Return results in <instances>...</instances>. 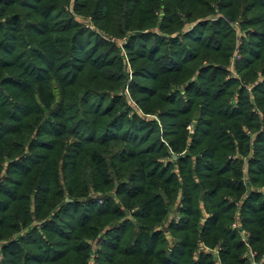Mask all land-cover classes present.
<instances>
[{
    "label": "trees",
    "instance_id": "16d2710c",
    "mask_svg": "<svg viewBox=\"0 0 264 264\" xmlns=\"http://www.w3.org/2000/svg\"><path fill=\"white\" fill-rule=\"evenodd\" d=\"M249 250L264 264V0H0V264Z\"/></svg>",
    "mask_w": 264,
    "mask_h": 264
},
{
    "label": "built area",
    "instance_id": "2783aa9c",
    "mask_svg": "<svg viewBox=\"0 0 264 264\" xmlns=\"http://www.w3.org/2000/svg\"><path fill=\"white\" fill-rule=\"evenodd\" d=\"M248 255H249V259H250L251 264H260V262H256L254 260L255 253L253 251L249 250Z\"/></svg>",
    "mask_w": 264,
    "mask_h": 264
}]
</instances>
